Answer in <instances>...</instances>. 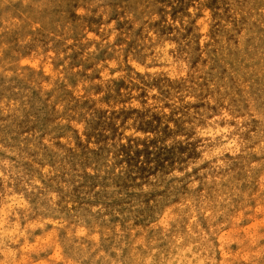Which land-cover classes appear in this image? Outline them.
I'll use <instances>...</instances> for the list:
<instances>
[{
    "label": "rangeland",
    "instance_id": "1",
    "mask_svg": "<svg viewBox=\"0 0 264 264\" xmlns=\"http://www.w3.org/2000/svg\"><path fill=\"white\" fill-rule=\"evenodd\" d=\"M0 264H264V0H0Z\"/></svg>",
    "mask_w": 264,
    "mask_h": 264
}]
</instances>
